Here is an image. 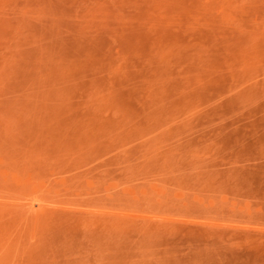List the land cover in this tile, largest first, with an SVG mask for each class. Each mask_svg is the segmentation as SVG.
Instances as JSON below:
<instances>
[{
    "label": "rangeland",
    "instance_id": "1",
    "mask_svg": "<svg viewBox=\"0 0 264 264\" xmlns=\"http://www.w3.org/2000/svg\"><path fill=\"white\" fill-rule=\"evenodd\" d=\"M0 264H264V0H0Z\"/></svg>",
    "mask_w": 264,
    "mask_h": 264
}]
</instances>
